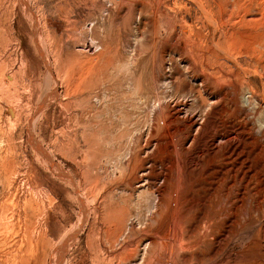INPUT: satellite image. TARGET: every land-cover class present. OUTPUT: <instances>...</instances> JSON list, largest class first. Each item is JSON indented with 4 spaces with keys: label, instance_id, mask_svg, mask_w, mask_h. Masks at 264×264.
Here are the masks:
<instances>
[{
    "label": "rangeland",
    "instance_id": "374dc122",
    "mask_svg": "<svg viewBox=\"0 0 264 264\" xmlns=\"http://www.w3.org/2000/svg\"><path fill=\"white\" fill-rule=\"evenodd\" d=\"M149 1L0 0V264H144L163 185L177 232L227 205L214 246L264 247V0Z\"/></svg>",
    "mask_w": 264,
    "mask_h": 264
},
{
    "label": "bare ground",
    "instance_id": "6f19581e",
    "mask_svg": "<svg viewBox=\"0 0 264 264\" xmlns=\"http://www.w3.org/2000/svg\"><path fill=\"white\" fill-rule=\"evenodd\" d=\"M159 2H162V0H158L152 3L153 12L156 13V15L157 13L165 14L163 10H159ZM211 15H213V10H211ZM214 20L215 22L210 21L209 23L210 27L208 29L212 28L211 41L209 43L207 42V45L217 47L219 50L224 52L227 49L226 42L228 39V33L224 28L225 22L224 19L221 18V16L218 20L216 18H214ZM181 25L182 24L179 23L177 20L173 24H171L170 22L168 24L166 32L169 31V35L173 36V43L169 45L170 47L174 48L172 51L176 50L177 37L179 36V32L183 31V28L180 27ZM179 28L182 31L179 30ZM202 49H204V45H202ZM205 51L213 52L208 49ZM212 60H214V65L217 66L216 69L220 70V62L216 59ZM197 65L194 64L196 69ZM212 74H214V72L209 73V75ZM256 98L258 99L257 101H259V97ZM159 99V96H156V100L154 101H159ZM141 102L143 104L147 103V97L139 96L137 99V104L140 105ZM154 115H156L157 117H161L163 120H165L167 116L166 113H164V111L162 110H160L159 112H157V114ZM155 166L156 164H153L151 172L154 171ZM127 167L130 168L131 172H134L137 166L136 164H128ZM167 186L168 185L157 187L156 195L152 197L149 201V209L155 208V212H152L151 215L157 213V216L154 219L153 224L143 231L144 235L141 237L142 240H140L141 238L138 239L142 242L144 240H148L151 244L149 256H147V260H144V264H264V247L260 246L259 244L252 246H241V248L239 247L238 251L235 252V257H233L232 254L227 252V243H224L221 246H214L215 240H220V236L226 229L225 226H228L226 221L227 218H229L230 216L229 214L231 210L230 208H228L227 205H224L219 211L203 212L200 216H196L193 219L190 218L191 221H186L185 219L181 220L179 222L178 229L181 231L177 232L176 227L172 226L174 220L173 218H171L173 214L172 202L177 197V194H174L173 196L170 195L171 191L166 189ZM191 190L198 192L202 189L199 185H195L191 188ZM188 191H190V189ZM186 192L187 191H184L185 194ZM164 205H166L167 207L169 206V212L165 210ZM234 206L233 208H235V212L232 214L233 218L236 217L235 220H239L240 216L238 217V212L236 211V209L238 208L237 203H235ZM214 208L215 207H213V209ZM222 210L225 214L221 213ZM225 239L226 238H221V241H224ZM135 246L136 245H134L133 248L134 254L135 252H137L136 250L138 248H135ZM130 250L131 249L129 248L127 249L128 254H131V252H129ZM124 256H126V254ZM114 258H116L115 255Z\"/></svg>",
    "mask_w": 264,
    "mask_h": 264
}]
</instances>
